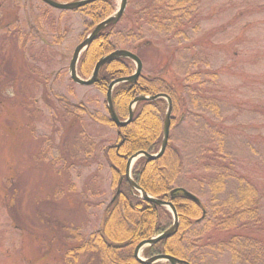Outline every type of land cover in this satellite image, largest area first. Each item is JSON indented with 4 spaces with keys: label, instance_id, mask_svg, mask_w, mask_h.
Returning <instances> with one entry per match:
<instances>
[{
    "label": "rangeland",
    "instance_id": "obj_1",
    "mask_svg": "<svg viewBox=\"0 0 264 264\" xmlns=\"http://www.w3.org/2000/svg\"><path fill=\"white\" fill-rule=\"evenodd\" d=\"M118 5L113 0L110 15ZM195 5L176 31L143 26L137 38L126 30L140 0H127L115 49L135 53L144 75H161L180 94L183 107L169 129V143L183 158L174 186L209 211L214 172L206 165L220 146L236 175L256 188L264 234V0ZM93 26L80 10L0 0V264H64L66 250L78 243L73 236L98 229L119 190L111 188L103 153L117 141L114 125L78 111L79 119L67 115L82 104L91 116L108 119L105 94L68 75L74 47ZM83 134L93 143L87 157L77 150L87 149ZM226 180L217 202L236 192L237 180ZM190 238L197 240L194 233ZM194 251L195 263L231 264L228 252ZM76 264L98 258L84 254Z\"/></svg>",
    "mask_w": 264,
    "mask_h": 264
},
{
    "label": "trees",
    "instance_id": "obj_2",
    "mask_svg": "<svg viewBox=\"0 0 264 264\" xmlns=\"http://www.w3.org/2000/svg\"><path fill=\"white\" fill-rule=\"evenodd\" d=\"M195 1L140 0L137 15L133 20L128 21L126 31L131 32L128 36H137V38L142 36L143 26L176 31L180 21L190 18L192 11L195 10ZM112 8L113 0H94L79 10L95 25L108 17ZM121 18L128 20L124 14ZM116 25L101 30L82 52L77 63L79 76L88 77L95 62L116 48L117 42L113 39L117 33ZM133 72L134 64L131 60L127 58L111 60L101 66L98 81L93 86L105 94L112 80L129 76ZM160 94L171 100V127L183 104L173 83L161 75L142 73L135 81L116 85L111 97L117 117L125 120L128 116L129 104L135 97ZM59 99L63 100V97ZM166 109L167 101L163 98L138 101L134 106L130 122L115 128L117 141L106 146L103 153L111 173V188L115 191L118 188V193L114 192V199L106 205L98 229L86 237L73 236L78 243L66 250L63 256L64 264H76L84 254L96 256L98 264H144L133 257L135 246L140 241L150 239L171 226L173 218L170 211L140 198L139 193L130 187L124 176L126 159L132 154L140 151L154 154L159 150ZM77 111L99 123L113 126L109 119L91 116L82 104L67 109V115L79 119L80 115L76 113ZM78 135L81 136V132ZM82 137L87 143V149L80 147L77 150L82 151L87 157L93 151V143L84 134ZM220 148V146L217 148L215 156H210L211 161L206 165L207 170L214 172L208 182V188L213 194L211 200L215 204L209 211L199 199L198 202L193 201L181 190H175L170 195V192L176 188L174 183L182 172L183 158L170 145L169 139L160 158L147 160L145 157H140L132 165L130 174L134 183L152 197L170 201L178 216L176 232L169 238L143 248L141 251L143 258L168 254L180 260V264H198L194 262L197 258L194 250L197 248V250L228 252L231 264H264V234L258 229L260 219L257 190L245 177L236 175L229 158L226 154H222ZM226 179L237 180L236 192L217 202L215 196L226 188ZM197 229L202 230L200 231L202 234ZM193 233L194 237L197 236V240L190 238V234Z\"/></svg>",
    "mask_w": 264,
    "mask_h": 264
},
{
    "label": "water",
    "instance_id": "obj_3",
    "mask_svg": "<svg viewBox=\"0 0 264 264\" xmlns=\"http://www.w3.org/2000/svg\"><path fill=\"white\" fill-rule=\"evenodd\" d=\"M40 1L43 2L44 4H46L47 6L53 8V9L71 11V10L79 9L82 6H84L90 2H93L94 0H74V1H68V2H60V1H56V0H40ZM126 4H127V0H119V5H118L116 11L112 15H110L107 18L98 22L92 28V30L74 47L71 58L69 60V64H68V75H69L70 80L75 84H78L80 86H92L98 81L99 69L106 62H109L111 60L118 59V58H127L134 63V67H135L134 72L129 76L120 77V78H116V79L112 80L108 84L107 90L105 92V103H106V111L108 114V119L114 124V126L116 128L122 127V126L126 125L128 122H130V120L132 119V116H133V108L138 101H141L144 99L155 100L157 98H165L166 99L167 109H166L165 116H164L162 141H161V145H160L158 152L155 154H147V153L140 151V152H136V153L132 154L126 160L124 176H125V179L128 182V184L130 185V187L132 189L136 190L137 192H139L140 198H142L145 201L155 203L156 205L164 206V207L168 208L172 214V217H173V222L168 229H166L162 233H160V234H158V235H156L150 239L140 241L135 246V248L133 250V257L137 261L144 263V264H154V263H157L160 261H165V262H168L170 264H180V260H178V259H176V258H174L168 254L154 255L148 259H141L140 258V252L144 247L150 246V245H152V244H154L160 240L169 238L170 236H172L176 232L177 227H178V216H177V213H176L174 206L172 205V203L170 201H166V200H163L160 198L158 199V198L150 196L144 190H142L136 183H134V181L132 180V178L130 176L131 166L139 157H145L147 160H156L163 155L165 148L167 146V143H168L169 129H170V113H171V108H172V103H171L170 98H168L165 95H161V94L155 95V96L139 95V96L135 97L130 102L129 107H128V116L125 120L121 121L117 117L116 112L114 110V107L112 104L111 93H112L113 88L116 85L123 83V82L135 81L137 79V77L141 74L142 62L139 59V57L137 55H135L134 53H132L131 51L126 50V49H114L110 53L100 57L95 62L93 69H92V72H91L89 77H87L85 79L81 78L78 75L77 69H76L77 62L79 60L81 53L88 47V45L92 42V40L95 38V36L101 30H103L107 26L115 25L119 21L122 14L124 13ZM175 190H181V192L186 197H188L189 199H191L193 201H197V202L199 201L196 196H194L192 193H190V192H188L182 188H179V189L176 188V189L172 190L170 192V195H172V193ZM117 193H118V191H117Z\"/></svg>",
    "mask_w": 264,
    "mask_h": 264
}]
</instances>
